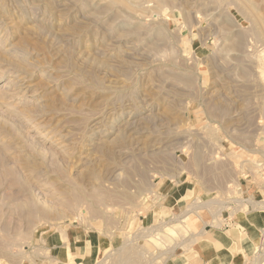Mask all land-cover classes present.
Instances as JSON below:
<instances>
[{
    "label": "rangeland",
    "instance_id": "1",
    "mask_svg": "<svg viewBox=\"0 0 264 264\" xmlns=\"http://www.w3.org/2000/svg\"><path fill=\"white\" fill-rule=\"evenodd\" d=\"M114 2L0 0V264H38L79 222L139 264L156 182L196 183L214 212L264 189V0Z\"/></svg>",
    "mask_w": 264,
    "mask_h": 264
},
{
    "label": "crops",
    "instance_id": "2",
    "mask_svg": "<svg viewBox=\"0 0 264 264\" xmlns=\"http://www.w3.org/2000/svg\"><path fill=\"white\" fill-rule=\"evenodd\" d=\"M202 193L199 185L181 181L179 176L156 182L151 210L140 219L144 229L135 235L139 258L141 252L145 257L139 264H261L256 254L264 226V189L242 184L240 198L233 201L236 206L215 212L209 200L197 202ZM189 212L202 220L197 230L180 223ZM179 226L186 235L180 233ZM166 229L175 230L180 239L171 237L172 242L161 248L142 244L158 233L167 234ZM54 242L50 255L38 264H136L125 255L130 241L107 225L79 222L59 231Z\"/></svg>",
    "mask_w": 264,
    "mask_h": 264
},
{
    "label": "bare ground",
    "instance_id": "3",
    "mask_svg": "<svg viewBox=\"0 0 264 264\" xmlns=\"http://www.w3.org/2000/svg\"><path fill=\"white\" fill-rule=\"evenodd\" d=\"M111 1H112L113 3H115V4H116V2H117V1L114 2L115 0H111ZM122 1H123V0H122ZM126 1H127V0H126ZM109 2H110V1H109ZM118 2H119V1H118ZM124 3L126 4V2H124ZM111 4H112V3H111ZM121 5H122V4H121ZM126 5H127V4H126ZM126 5H125V6H126ZM123 6H124V5H123ZM128 6H129V2H128ZM128 6H127V7H128ZM127 7H126V8H127ZM129 7H130V6H129ZM129 7H128V8H129ZM131 7H133V6H131ZM155 15H156V14H155ZM194 216H195V215H194ZM185 218H187V217H185ZM185 220H186V219H185ZM185 220H183V222H184ZM186 221H187V220H186ZM171 232H173V231L171 230ZM174 232H175V231H174ZM174 232H173V233H174ZM68 257H69V255H68Z\"/></svg>",
    "mask_w": 264,
    "mask_h": 264
}]
</instances>
